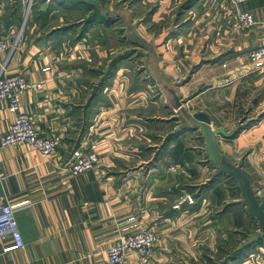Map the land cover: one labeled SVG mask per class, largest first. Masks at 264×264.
<instances>
[{
	"label": "crops",
	"instance_id": "obj_1",
	"mask_svg": "<svg viewBox=\"0 0 264 264\" xmlns=\"http://www.w3.org/2000/svg\"><path fill=\"white\" fill-rule=\"evenodd\" d=\"M98 1L103 11L90 4L88 13L100 25L80 35L28 14L38 7L58 17L79 0H0V36L10 44L0 65L34 85L20 93L21 109L56 140L49 156L26 143L0 145V193L24 243L0 235V264H104L110 243L144 226L157 236L151 257L130 253L127 264H206L229 232L235 247L219 264H232L240 247L245 263L264 264V238L247 242L261 231L237 181L216 171L201 130L175 105L176 96L212 129L237 131L217 136L220 150L260 195L264 58L254 62L249 52L264 44V0ZM243 10L255 23L238 30ZM124 17L120 34L111 22ZM128 46L144 52L128 57ZM12 120L0 99V135ZM91 141L99 162L72 175V157ZM188 194L191 203L182 200Z\"/></svg>",
	"mask_w": 264,
	"mask_h": 264
},
{
	"label": "built area",
	"instance_id": "obj_2",
	"mask_svg": "<svg viewBox=\"0 0 264 264\" xmlns=\"http://www.w3.org/2000/svg\"><path fill=\"white\" fill-rule=\"evenodd\" d=\"M214 2L215 0H210ZM237 4L246 0H228ZM31 4V3H30ZM253 15L246 10L236 14L234 26L238 29H247L254 25ZM10 44L0 36V54L8 51ZM252 61L258 62L264 58V44L253 48L249 52ZM34 88L28 79L19 73H8L6 60L0 65V99L6 102V108L13 114V120L6 131L0 135V145L29 144L42 156L51 155L56 149V140L52 136L40 135L34 128L31 117L22 111L20 93L28 88ZM99 162L97 142L91 141L88 147L80 150L72 157L68 170L72 175H79L95 168ZM173 169V168H171ZM1 180V176H0ZM182 200L193 202L191 195H186ZM176 207L178 205H175ZM8 234L16 247H23V238L18 230L15 210L0 193V235ZM156 233L144 226L128 235L120 237L110 243L105 251L104 264H127L130 253H135L141 262L147 263L151 257Z\"/></svg>",
	"mask_w": 264,
	"mask_h": 264
},
{
	"label": "water",
	"instance_id": "obj_3",
	"mask_svg": "<svg viewBox=\"0 0 264 264\" xmlns=\"http://www.w3.org/2000/svg\"><path fill=\"white\" fill-rule=\"evenodd\" d=\"M81 1L88 4H97L103 11L102 4L98 0ZM175 105L180 109L181 113L193 127L201 130L205 142L206 153L216 171L218 173H223L228 177H232L237 181L246 210L251 217L256 219L261 231V235L251 236L247 242L264 238V191L260 193V195H257L248 173L241 166L235 164L222 154L219 147L217 136L225 135L231 137L232 134L227 133L223 129H212L210 126V119L206 114L200 112L191 114L176 96ZM243 246H246V243Z\"/></svg>",
	"mask_w": 264,
	"mask_h": 264
},
{
	"label": "rangeland",
	"instance_id": "obj_4",
	"mask_svg": "<svg viewBox=\"0 0 264 264\" xmlns=\"http://www.w3.org/2000/svg\"><path fill=\"white\" fill-rule=\"evenodd\" d=\"M73 5H74V6H72L73 10H70L69 4L68 5L66 4V6L64 7V10L58 14V17H54V16L48 17L47 12L44 9H39L38 7H34V8L32 7L30 9H28V14L31 13V11H32V14H36V16L38 17L40 22H42V20H44V21L48 22L49 26L59 24L63 28L75 27V29L77 28V30L79 31L80 35H81V31L84 28L86 29L87 26L92 25V24L100 25V21L102 20L100 18V15L94 14L95 17L91 18V16L93 14L90 16L91 13H88L89 5H86V4L80 3V2L78 4L73 3ZM76 5H78V6H76ZM59 20H61V21H59ZM92 20H94V21H92ZM126 24H127V18L126 17H124V19L118 18V19H115L114 21L111 22L112 28H114V30H116L117 32H120V34L123 33L125 30H127ZM127 42L129 43V40H127ZM130 47L132 48V46H128V49L126 50L128 57L130 55H132V58L139 57L140 51L144 52V50H137L138 51L137 52L134 50V48L131 49ZM229 181L231 182L230 184H232L233 186L236 183L234 180H229ZM233 193H234V191H233ZM239 239L241 241L242 238L240 237ZM234 240H235V237H234V235L232 236L230 234V232L224 233V238L220 244L222 247L221 253H219L220 251H217L215 253L214 257L213 256L211 258L207 257L206 264H219L223 260L224 261L226 260V262H229V260L225 259V257H226V254L232 252V249L235 247ZM247 250H248L247 247H244V248L240 247V250H239V256L240 257L237 259H233V260L230 259L231 260L230 263H232V264H247V263H245L248 260L247 254H246L248 252Z\"/></svg>",
	"mask_w": 264,
	"mask_h": 264
},
{
	"label": "trees",
	"instance_id": "obj_5",
	"mask_svg": "<svg viewBox=\"0 0 264 264\" xmlns=\"http://www.w3.org/2000/svg\"><path fill=\"white\" fill-rule=\"evenodd\" d=\"M79 1L82 2L81 0H79ZM82 3H84V2H82ZM84 4H86V5H90V4H88V3H84ZM92 5H93V4H92ZM93 16H94V15H92L91 18H93ZM236 132H237V131H234V132L232 133L231 137L234 136V135L236 134ZM259 239H262V238H259Z\"/></svg>",
	"mask_w": 264,
	"mask_h": 264
}]
</instances>
